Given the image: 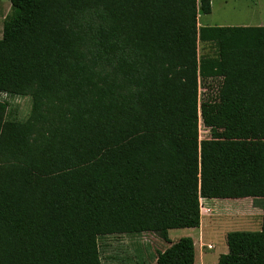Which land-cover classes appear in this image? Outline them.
I'll return each instance as SVG.
<instances>
[{
	"label": "trees",
	"instance_id": "trees-1",
	"mask_svg": "<svg viewBox=\"0 0 264 264\" xmlns=\"http://www.w3.org/2000/svg\"><path fill=\"white\" fill-rule=\"evenodd\" d=\"M10 2L0 95L31 110L0 99V264H102L100 237L143 233L170 244L156 264H196L169 231L201 199L264 208V26L199 27L212 0ZM215 79L251 94L201 99ZM227 245L217 264H264V215Z\"/></svg>",
	"mask_w": 264,
	"mask_h": 264
},
{
	"label": "rangeland",
	"instance_id": "rangeland-1",
	"mask_svg": "<svg viewBox=\"0 0 264 264\" xmlns=\"http://www.w3.org/2000/svg\"><path fill=\"white\" fill-rule=\"evenodd\" d=\"M3 2V0H1ZM3 9V5L0 3ZM10 12V10H9ZM6 11L4 15L9 13ZM208 19L209 23L221 27H257L264 25V0H214L210 14H200L199 22ZM4 22V21H3ZM2 27V20L0 21ZM200 54L214 53L209 45L200 44ZM234 97H248L250 89L234 86L223 79L207 82L201 88V99L212 98L221 94ZM9 102L12 100L8 99ZM18 110L17 117L25 119L31 110L29 102L14 101ZM210 130L200 117V139H208ZM245 138H251L248 133ZM240 200V201H236ZM202 215L205 220L199 228L172 229L169 231L171 242H177L183 237H192L196 245V264H217L220 255L228 252L227 235L233 231H255L262 225L264 208L256 207L253 199H217L201 200ZM100 257L102 264H156L157 254L167 249L170 244L158 234L143 233L136 235H111L100 237ZM211 246V247H210Z\"/></svg>",
	"mask_w": 264,
	"mask_h": 264
},
{
	"label": "crops",
	"instance_id": "crops-1",
	"mask_svg": "<svg viewBox=\"0 0 264 264\" xmlns=\"http://www.w3.org/2000/svg\"><path fill=\"white\" fill-rule=\"evenodd\" d=\"M213 1L214 0H212V9H213ZM0 3L3 5V9L0 7V21L2 20V27H0V39H1L3 37V21H4L5 17H6V15H4V14L6 13V11L9 12V10H11V2H10V0H3V2L0 0ZM200 14H202V13H199V17H200ZM199 17H198V25H199V27H212V25L209 23L208 19H204V22L200 23L199 22ZM259 26H264V25L261 24ZM226 27H229V26H226ZM9 99L12 100V102H10V111L12 112L13 116H17V113H18V110H17V108L14 105V101L19 102V100L26 99V101L29 102V98H20V97H13L12 98V97H10ZM202 200L206 201L207 199H202ZM213 200H217V199H213ZM213 200H210V201H213ZM236 201H240V200H236ZM208 218L209 217L204 218V216L202 215L201 224H203L205 220H208ZM202 264H203V261H202Z\"/></svg>",
	"mask_w": 264,
	"mask_h": 264
},
{
	"label": "built area",
	"instance_id": "built-area-1",
	"mask_svg": "<svg viewBox=\"0 0 264 264\" xmlns=\"http://www.w3.org/2000/svg\"><path fill=\"white\" fill-rule=\"evenodd\" d=\"M8 98H9V96L8 95H6V94H2V95H0V99L1 100H8ZM202 200V199H201ZM202 210H203V208H202V205H201V212H202ZM211 247V246H210Z\"/></svg>",
	"mask_w": 264,
	"mask_h": 264
}]
</instances>
